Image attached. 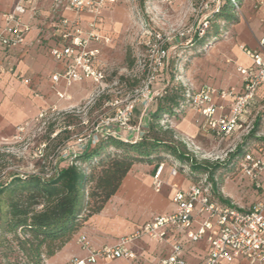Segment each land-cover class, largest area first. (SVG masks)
Listing matches in <instances>:
<instances>
[{
    "label": "built area",
    "instance_id": "1",
    "mask_svg": "<svg viewBox=\"0 0 264 264\" xmlns=\"http://www.w3.org/2000/svg\"><path fill=\"white\" fill-rule=\"evenodd\" d=\"M170 5L173 0H157ZM225 0H199L196 15L200 17L201 26L192 32L187 45L195 33L203 34L211 15L218 12ZM238 14L240 4L229 0ZM116 0H52L50 6L53 37L55 44L49 48L50 58L60 65L59 71L51 77L52 91L57 99H68L65 91L75 84L90 82L97 90L106 84V75L101 62V47L109 46L110 38L102 34L105 23L103 12L114 5ZM264 6V0H258L254 8ZM37 15L32 8V0H16L11 11L5 13L0 27V49L5 53L21 46L30 25L24 21L27 13ZM68 13L69 16H65ZM264 25V17L260 20ZM187 33H190L188 31ZM183 34H179L182 37ZM175 37H165L156 31H146L143 39L145 55L141 61L142 81L138 88L125 100H111L105 106L112 107L115 113L111 117L99 120L83 137H77L70 143L59 145L48 157L51 172L43 178L53 177L59 164L71 165L73 158L93 147L105 135L119 136L131 141H140L148 132V126L131 124L134 110L139 107L143 118L149 120L151 106L166 94L168 79L165 77L166 65L170 51L175 48ZM178 38V36H177ZM239 51L249 61L247 66L238 65L240 89L233 87L217 89L203 84L197 91L186 88V112L197 115L195 121L199 131L215 139L230 138L240 127L245 117L252 116L255 97L264 85V36L257 40L256 49L239 46ZM0 73H14L13 66L5 65L0 59ZM24 85L30 80L21 79ZM161 86L158 87V84ZM63 90L58 89L59 85ZM221 101V103L218 102ZM227 103V104H224ZM58 113L50 107L39 111L37 116L16 128L17 134H24L35 124H45L48 118ZM256 116L262 115L264 126V106L255 110ZM256 118V117H255ZM254 118V119H255ZM254 121V120H253ZM56 134H54L55 136ZM264 137V131L258 135ZM17 138L16 136L14 139ZM254 148L251 151V148ZM46 144L35 148L32 159L44 161ZM240 160L239 164H236ZM234 166L241 178L250 182L255 191H260L264 183V148L249 146ZM165 163L155 164L151 186L154 193H160L165 182L162 173ZM176 166H171L169 176L176 177ZM6 171L0 173L4 179ZM22 175V174H19ZM31 175H37L32 173ZM174 193L171 202L173 212L154 217L138 228L133 234L120 238L112 246L93 248L84 236L77 239L80 249L86 253L83 259L71 258L66 264H98L99 261L123 260L126 264H139V258L130 245L140 239H147L155 245H165L170 232L179 235L190 243L204 241L206 255L200 264H232L242 259L246 264H264V201L248 208L234 204L221 194H217L228 204L212 197L211 186L205 179L190 183L186 190L172 186ZM180 240L169 245V254L159 264H187L183 259Z\"/></svg>",
    "mask_w": 264,
    "mask_h": 264
},
{
    "label": "rangeland",
    "instance_id": "2",
    "mask_svg": "<svg viewBox=\"0 0 264 264\" xmlns=\"http://www.w3.org/2000/svg\"><path fill=\"white\" fill-rule=\"evenodd\" d=\"M198 1L173 0L170 5H166L157 0H116L114 5L103 12L106 18L103 34L110 38L109 46L101 47L100 59L106 75L105 86L99 91L90 83L86 87L84 97L73 108L58 110V113L48 118L45 124L32 125L24 134H17V138L7 142V144L0 145V173L6 171V175L10 173L49 175L52 166L48 157L59 145L70 143L77 137H83L100 119L113 116L114 108L105 106V103L114 99L125 100L141 84L143 77L141 61L145 55L142 43L146 31H156L165 37H175V48L170 51V58L166 65V72H164L169 81L174 80V84L189 88L190 83L194 81L202 83L203 79L210 81L217 78L219 73H221L219 77L222 76L221 86L235 83L237 77L233 67L236 63L246 64L247 60L238 53L230 55L238 47V43L234 41L230 32L233 25L228 24L226 27H222L219 38L211 41L203 50L187 48L189 45L187 42L192 32L201 26L200 17L196 15ZM257 1L242 0L240 11L238 14L235 12L238 23L242 21L243 25H246L250 17L255 16L254 12L257 9L254 8V5ZM251 5H253L252 8ZM258 25L259 22L254 25L251 24L252 37L257 38L259 35ZM188 31L190 33H187ZM179 34H183V36L179 37ZM225 51L230 54L222 57L218 61L220 63H214L213 60L216 55L219 56ZM193 61L196 62V65L192 71L190 68ZM199 71L203 74H199ZM160 101L161 99H158L150 110L153 111ZM262 106H264V87L258 90L257 98H255L251 108L253 113L250 124L244 128V131L228 140H219L207 137L205 134L202 135L197 131L196 125L192 127L193 133L187 131L181 133L178 126L189 112L176 119L160 120L157 125L149 117L151 128L146 137L151 139L158 136L171 141L181 152L191 153L197 163L201 161L223 162L252 129L253 120L257 117L254 110ZM190 122L193 125V122ZM131 124L136 125L133 119ZM54 134L56 135L54 136ZM43 143L46 144L44 161L32 159L35 148ZM253 150L252 147L251 151ZM161 156L164 157V155ZM166 158L168 161L174 162L175 166L184 165L183 162L179 163L171 157ZM239 163L240 160L236 164ZM165 164L170 167L173 166L170 162L165 161ZM135 165H141L144 170L130 174ZM135 165L128 173L129 176H126L127 181L125 178V186L122 187L121 185L117 192L119 195L122 194V198L116 200L115 207L112 208L111 217H119L125 221L123 223L126 230L124 233L130 232L134 225L137 226L151 219L158 212H170L174 209L166 190L157 196L150 188H148V192L143 189L145 184L142 181L146 179L144 176L153 175L151 171L154 163ZM186 174L187 172L183 175L188 181L189 178L186 177ZM131 180L132 182H129ZM216 187L219 194L222 193L224 197L233 194L230 196L231 201L243 208H247L256 198L250 188V182L241 178L239 173L235 171V167L221 172ZM138 191L144 201L140 207L138 200L134 198V192ZM108 202L106 204L112 207V202L110 200Z\"/></svg>",
    "mask_w": 264,
    "mask_h": 264
},
{
    "label": "trees",
    "instance_id": "3",
    "mask_svg": "<svg viewBox=\"0 0 264 264\" xmlns=\"http://www.w3.org/2000/svg\"><path fill=\"white\" fill-rule=\"evenodd\" d=\"M236 23L234 8L225 0L209 18L203 34L195 33L187 48L203 50L219 38L222 27ZM173 81L168 79L166 94L150 113L156 125L186 113V89ZM261 122L259 114L252 129L223 162L197 163L191 153L181 152L171 141L158 136L135 142L105 135L74 157L71 165L59 164L53 177L10 173L0 180V264H46L89 218L103 210L135 164L166 161L174 165L166 157L183 162L176 165L178 172H187L190 183L205 178L212 197L228 204L217 196L218 177L231 169L249 146L264 148V137H258L264 131Z\"/></svg>",
    "mask_w": 264,
    "mask_h": 264
},
{
    "label": "crops",
    "instance_id": "4",
    "mask_svg": "<svg viewBox=\"0 0 264 264\" xmlns=\"http://www.w3.org/2000/svg\"><path fill=\"white\" fill-rule=\"evenodd\" d=\"M15 2L16 0H0V27L3 25L2 16L5 13L11 11ZM51 3L52 0H32V8H35L38 12L37 15L33 17L31 16L30 12L27 13V15L24 17V21L31 27L24 43L21 46L9 51L8 53H5L0 49V59L5 65L13 66L14 69L13 74L0 73V145L7 144V142L13 140L16 136V128L21 124L34 119L40 110L55 107L58 110L63 111L69 108H73V106L81 98L84 97L86 87L90 84V82H82L73 85L65 91L68 99L62 100L57 99L51 89L52 83L50 81V77L55 72L59 71L60 68V65L53 61L48 54L49 48L55 44L51 21L52 17L50 13ZM252 6L253 5H251L250 7L252 8ZM254 13L255 16L253 18L250 17V20L246 25H243L242 21H240L239 23H236L232 26L230 32L234 38V41L238 43V47L233 50L232 54L225 51L219 56L216 55V58H214L213 60L214 63L220 61L222 57H225L226 55L228 56L229 54L232 56L234 53H238V55L240 54L242 58L246 59L239 51V46H245L252 50L256 49L257 40L264 36V25L260 22V20L264 17V6L257 9ZM64 15L69 16L68 13H64ZM256 22H259V38L258 36L256 38L254 36L252 37L251 35V24L254 25ZM248 64V60L246 64L236 63L233 67L234 72L236 66H247ZM194 65H196L195 61H193L190 68L192 71L194 70ZM200 71L199 74H203ZM220 75L221 73H219L217 78L211 79L210 81L203 79L204 81L202 83H197L196 81H194L189 84V87L194 92L197 91L203 84L211 85L217 89H226L230 87H233L236 90L240 89V82L236 73L235 75L237 77V81L228 86H221L222 76L219 77ZM21 79L30 80V84L24 85L21 82ZM159 86H161L160 83L158 84V87ZM58 89L63 90V86L60 84L58 86ZM257 95L258 92L255 98H257ZM218 102L221 103L220 100H218ZM224 104L227 103L224 102ZM188 112L189 113L186 114L180 126H178L181 133L183 131L193 133L192 127L196 125L195 121L197 119V115L191 111ZM251 117V115L245 117V119L242 120L240 127L233 133L231 137L237 135L241 131H244V128H247V126L250 124ZM133 120L136 124H143L148 126L149 130L146 135L149 133V120L146 121V119L143 118L139 107H137L133 112ZM190 121L193 122V125ZM195 127L200 134L204 135L199 131L197 125ZM146 135H144V137H146ZM206 136L212 137L210 135ZM230 138H226L225 140H228ZM154 167L155 164L152 168V173L154 171ZM170 168V166L165 165V169L161 177L165 182V185H163L160 193L156 194L152 190V175L144 176L146 177V179L142 181L145 184V186H143V189L147 191L149 190L148 188H150L152 192L157 196L161 195L163 190H166L168 192L167 194H169L170 199L172 198V195L174 193V189L172 188L173 185H175L178 190H186L190 185V182L186 180L183 174H178L176 177H170ZM139 170L143 171L144 168H142L141 165H135L130 174L136 173ZM127 176H129V174ZM129 182H132V180ZM123 185L125 186V179L122 187ZM250 188L256 195V198L248 207L258 202L264 201V183L260 191H255L251 187V185ZM140 194L141 193L139 191L134 192V198L135 200H138L139 207L144 203L143 198L140 196ZM232 195L233 194H230V196ZM227 196L231 201L230 196L226 195V197ZM121 198L122 194L119 195L116 193L110 199V202H112L113 206L110 207V205H108V202V204H106V206L99 214L89 218L71 236L69 242L52 258L46 261V264H66L71 258H85L86 253L80 249L79 245L76 242L77 239L81 236H84L86 241L93 248L112 246L120 238L133 234L138 228L151 221L154 217L167 215L173 212V210L170 212H158V214L153 216L151 219L144 221L137 226L134 225L130 232L124 233L126 231L123 224L125 223V221H123L119 217H111V215L113 214L112 208L115 207V201ZM180 238L181 237L179 235L170 232L169 241L165 245H155L149 242L147 239H140L133 242L130 245V248L138 256L139 264H159L162 259L168 256L169 245L180 240V245L183 250V259L185 260V262L187 264H200L206 255L207 248L205 242L202 240L197 243H190L188 240ZM98 264H126V262L123 260H116L111 262L99 261ZM232 264H246V262L242 259H238Z\"/></svg>",
    "mask_w": 264,
    "mask_h": 264
}]
</instances>
